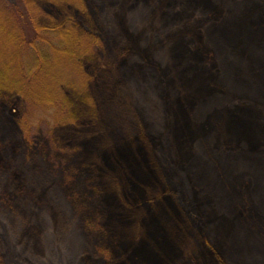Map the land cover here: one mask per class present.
<instances>
[{
	"label": "trees",
	"instance_id": "1",
	"mask_svg": "<svg viewBox=\"0 0 264 264\" xmlns=\"http://www.w3.org/2000/svg\"><path fill=\"white\" fill-rule=\"evenodd\" d=\"M112 4L0 0V264H31L35 231L49 221L60 232L69 215L74 227L83 216L85 230L81 254L66 264H118L112 214L123 182L119 170L104 169L112 144L96 141L109 130L97 100L108 93L123 104L128 81L112 72L129 57L159 77L163 129L148 145L196 228L199 245L186 264H264V0H160L153 18L169 27L160 42L134 32ZM15 101L21 119L10 114ZM42 123L45 153L28 136ZM36 164L46 172L32 179ZM16 216L29 235L14 239L8 222ZM207 216L222 219L225 249L209 239Z\"/></svg>",
	"mask_w": 264,
	"mask_h": 264
},
{
	"label": "rangeland",
	"instance_id": "2",
	"mask_svg": "<svg viewBox=\"0 0 264 264\" xmlns=\"http://www.w3.org/2000/svg\"><path fill=\"white\" fill-rule=\"evenodd\" d=\"M159 1L113 0L111 11L115 9L123 15L134 32L143 29L147 35L152 33L160 42L169 27L161 28L160 22L153 18ZM107 14L110 16V8ZM109 47L112 48L111 45ZM159 52L157 51L156 54ZM170 60L164 56L160 63L165 67L167 75L174 80V85L170 88L171 93L174 94L175 71L170 63L166 64ZM112 74L113 77L118 76L128 82L122 83L119 90L123 104L116 102L108 93L97 100L101 118H106L103 124L109 130L101 134L96 141L112 144L104 154V169L106 167L109 173L119 170L120 174H116L119 181L123 182L121 199L117 204L118 210L112 214L114 229L111 253L119 260H117L118 264H173L174 262L186 264L187 259L195 257L194 250L199 245L196 228L181 209L184 198L180 190L176 188L171 194L172 192L167 191L161 181L162 175L153 164L148 145V136L153 134L158 136L163 129L159 112L161 98L159 77L154 69L149 66L144 67L139 59L133 57L123 60ZM19 109V101H15L10 105V111L13 112L10 114L21 119ZM28 136L31 149L46 152L47 128L45 133L43 123L38 128L32 126ZM44 155L46 158V154ZM145 163H149L150 166H145ZM49 165L56 177L60 178L59 161L53 159ZM36 167L38 168H35L31 174L32 179H36L39 173L46 172V166ZM157 179L160 182L158 190L154 187L157 185L154 183ZM185 207L188 210L189 205L186 204ZM1 212L0 221H4L5 214L2 210ZM79 218L81 219L77 220L76 226L78 228L74 227L75 221L71 222L69 215L67 225L60 232L50 225L49 221H47L48 228H45L43 233L39 234L35 231L33 248L28 255L31 264H61V262L66 264V261L74 263L79 253L81 254V232L85 230L84 217L80 215ZM187 223L190 226L188 231H186ZM205 223L211 242L216 243L220 249H225L222 219H217L213 223L207 216L203 224ZM8 227L14 239L19 235H29L19 216L8 222Z\"/></svg>",
	"mask_w": 264,
	"mask_h": 264
}]
</instances>
